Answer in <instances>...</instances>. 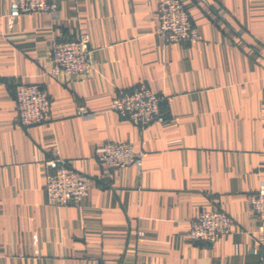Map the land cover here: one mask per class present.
<instances>
[{
  "label": "crops",
  "instance_id": "crops-1",
  "mask_svg": "<svg viewBox=\"0 0 264 264\" xmlns=\"http://www.w3.org/2000/svg\"><path fill=\"white\" fill-rule=\"evenodd\" d=\"M0 0V264H261L264 222L249 196L264 182V0H181L201 39L167 43L159 0H59L23 13ZM90 36L89 74L53 76L51 46ZM145 82L164 93V123L121 117L113 98ZM40 84L49 121L17 123L15 87ZM86 113H81L82 109ZM107 140L145 152L136 165L99 161ZM90 178L79 202L51 205L46 161ZM230 234L193 242L203 211Z\"/></svg>",
  "mask_w": 264,
  "mask_h": 264
},
{
  "label": "built area",
  "instance_id": "built-area-1",
  "mask_svg": "<svg viewBox=\"0 0 264 264\" xmlns=\"http://www.w3.org/2000/svg\"><path fill=\"white\" fill-rule=\"evenodd\" d=\"M59 0H11L7 19L13 22L23 13L55 12ZM156 15L158 33L167 43H184L201 39V33L193 24L188 8L181 0H159ZM90 36L79 34L74 39L62 37L51 46V70L53 76L68 74L81 77L90 73ZM17 123L30 127L47 122L51 118V99L40 84L18 83L15 87ZM164 93L154 92L145 82L132 90L122 91L112 101V108L121 117L144 128L152 123H164L166 115L162 103ZM81 113H86L83 108ZM145 152L135 149L125 141L107 140L99 161L108 168L116 169L130 165L141 168ZM45 190L51 205L63 206L79 202L89 194L90 178L75 170L68 159L55 156L46 161ZM252 211L264 222V182L249 196ZM233 218L220 210L203 211L191 221L190 239L193 242L214 243L230 234ZM264 264V248L260 255ZM95 264H100L96 260Z\"/></svg>",
  "mask_w": 264,
  "mask_h": 264
}]
</instances>
